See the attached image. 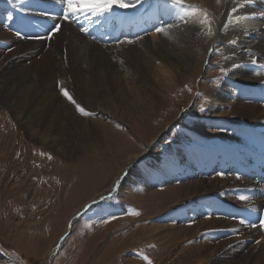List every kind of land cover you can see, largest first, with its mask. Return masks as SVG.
I'll return each instance as SVG.
<instances>
[{"label": "rangeland", "instance_id": "1", "mask_svg": "<svg viewBox=\"0 0 264 264\" xmlns=\"http://www.w3.org/2000/svg\"><path fill=\"white\" fill-rule=\"evenodd\" d=\"M204 1L209 12L220 13V2ZM125 2L135 6L114 7L102 16L80 12L68 19L92 41L84 45L82 62L78 65L81 70L78 78L83 85L69 78L65 86L58 81L57 73L56 79L49 78L38 88L36 100L32 102H7L5 95L17 89L15 78L25 76L19 67L30 66L31 61H37L47 50L58 53L65 50L66 40L52 39L53 25L61 26V23L50 16L64 7L51 0H32L33 9L27 15L39 26L33 31L24 27L12 10L8 15L11 7L3 2L0 22L11 29L8 26L13 19L12 24L30 33V37L20 39L25 45L19 43L13 54L8 51L14 46L4 52V62L12 63L16 59L17 66L16 72L0 86V264H45L59 242L50 264H148L144 257L152 264H187L184 259L198 264L200 248L207 255L206 263L201 264H264V226L261 225L264 201L256 209L240 208L243 204L239 198L249 191L245 187L237 190L232 183L235 180H230L222 193L207 194L200 189L198 193L192 191L180 207L171 202L181 195L186 183L199 181L207 188L223 172L246 180L255 189H264V152L248 159L239 153L224 169L213 163L216 152L209 148L210 144L216 147L225 144L228 150L241 147L242 136L248 130L238 129L254 122L260 125L256 118L259 115L254 114L264 110L261 96L264 89L257 93L260 102L257 97L245 102L248 94L243 93L249 87L244 88L236 78L227 102L212 108L206 102L207 93L220 88L225 73L221 69L225 70L228 57L225 50L210 52L207 57L199 50L195 53L194 65L184 72L175 65L173 76L164 79L154 71L156 56L148 46L137 44L123 32L115 41H104L118 27L125 32L142 22L141 10L146 0ZM116 11L122 15H116ZM24 14L25 11L21 15ZM63 15L58 16L64 19ZM210 20L213 34H206L202 43L213 48L217 35L211 16ZM82 22L85 24L80 28ZM145 28L143 32L150 39L148 34L155 27ZM37 40L42 41L38 48L33 42ZM31 55L35 59L28 60ZM70 71L72 68L67 72ZM29 75L34 78L33 73ZM261 82L256 80L248 85L264 87V80ZM62 88L72 93V97L78 91L82 104L77 103L95 115L84 116L78 112L63 95ZM195 93L200 97L194 103L189 100ZM55 97L58 100L65 97L64 102H52ZM48 104L52 110L81 116L84 125H79L77 131L89 130L90 136L80 141L69 132L76 131L73 124L64 135L53 129L47 135L34 134L28 126L33 108ZM244 105L250 106L249 116L232 111ZM40 113L37 110L35 115ZM49 113L44 125L52 126L50 115L53 113ZM195 123L200 124L199 129ZM261 123L258 127L264 131V121ZM180 134L185 136L182 142L178 139ZM260 135L253 137L254 142L264 145V134ZM200 148H205L203 152L207 153L203 164L210 163V159L212 164L211 170L203 165L206 174L202 177L192 174L196 166L191 157ZM169 155H176L174 162L165 160ZM164 162L169 169L162 179ZM186 171L192 175L185 174ZM124 175H131L133 180L122 184L123 178L120 190L108 192ZM254 194L257 199H264L260 190ZM87 204L90 205L83 209ZM133 212L139 215H132ZM250 218L255 220L250 222ZM195 224L200 228L191 230ZM154 225L160 228L150 230ZM180 227L190 232H182L180 239L172 243H164L155 235L160 230L171 233L173 228ZM183 237L185 241L180 243ZM210 251L213 253L208 256ZM213 257L215 262H211Z\"/></svg>", "mask_w": 264, "mask_h": 264}, {"label": "bare ground", "instance_id": "2", "mask_svg": "<svg viewBox=\"0 0 264 264\" xmlns=\"http://www.w3.org/2000/svg\"><path fill=\"white\" fill-rule=\"evenodd\" d=\"M5 1L7 2L6 4L10 5L11 7V9L9 8L10 10L8 15L11 14V10H12V12H15L17 14L19 20L23 22L24 27L28 26L33 31H37V28L39 27L37 26L38 24L36 22H33L31 17L29 19L28 16L31 14V10L33 9L32 0H17L18 2L16 4L11 3L13 2V0H0V5H1L0 14H2V12L4 11L5 5L3 2ZM51 1L55 2L56 4H61V7H64L62 0H51ZM146 2L147 4L145 5L144 9L141 10V12H143L141 23H136L135 25L129 27L131 29H127L125 32L122 27H118L115 31L112 32L110 37L106 38L104 41L105 42L115 41L118 39L120 33L123 32V35L128 34V36H130L132 40L136 41L137 44L142 45L143 47L148 46L154 51L156 56V58L154 57L156 59L155 60L156 63L154 64L155 73L158 72L162 74L163 75L162 77L166 80L173 76L172 72L174 71L173 67L175 65L176 68H179L183 72L186 71L189 68V66L194 65L195 53L198 52L199 50L201 51L200 52L201 55H203L204 57H207L208 53L210 52L225 50L228 52V57L226 59V66L224 67L225 73L224 75L222 74L223 77L221 80L220 88L208 91L207 93L208 98L206 102H210L212 108H214V105H216L217 103L227 102V98H228L227 96L228 95L230 96L231 87L236 82V78L238 79V82L242 86L244 85L243 86L244 88L249 87V88H245V91L243 93L244 96L245 94H248V100H246L245 102H252L253 98L255 97L258 98L257 96L258 90L264 89V87L263 86L260 87L259 84H255V85L252 84L251 86H249L248 84L254 82L256 83V80H259L260 82L264 80L263 78L264 0H220L221 11L218 15L213 12H209L207 10L206 1L204 0H202L200 3L199 0H186L185 4L183 5L173 4L172 0H146ZM237 4H241L243 5V7L237 8V11L235 13H231V9L233 7H236ZM189 5H196L197 8L206 9L209 12L210 16L212 17L213 20L212 23L215 26L216 35H217L216 41H213L215 42L213 48L210 47L208 44L207 46H204L202 43L208 31L207 26H202L199 23V20L203 18L202 13L197 9L190 8ZM14 6L16 8H13ZM24 11H25L24 14L25 16L24 15L22 16L21 14L24 13ZM116 15L120 16L122 14L116 11ZM50 16L51 19L55 21H60L61 23L60 30L55 33L52 32V39L59 37L63 40H66L65 50L62 51V53L47 50L42 54V56H40L37 59V61L36 60L31 61L30 66L19 67V69L23 71V75L25 76H23L22 78V76L19 75L17 77L18 79L15 78L13 80V82L16 83L15 86H17L18 90L15 89L13 91H9L5 95L7 102H32L36 100L38 94V88L42 86L47 79L49 80V78H53V77L56 79L55 74L57 73H58V77L60 78L58 81H61L65 86L68 84L69 78L71 79V81L74 79L75 82H78V84L83 85V82L80 81V79L78 78V76H80L81 73V70H78L79 69L78 65L82 62L81 53L84 52V45L88 43L90 44V42L92 41L86 38L85 34L78 27H76L70 20L66 21L56 15H50ZM181 16L185 18L187 23H184L183 21L180 20ZM12 21L13 19H10V23L8 26L11 27V29L7 28L3 22L2 23L0 22V86L3 82H5L10 78L11 74H14L16 72L15 67L17 66L16 59L12 63L4 62V60L6 59L4 57L5 56L4 52H6L7 48L11 46H14V48L9 50L8 52L9 54L14 52L15 49L17 48L16 46L20 43V39H24L25 37H30L28 36L30 35V33L28 34L24 30L21 31L20 29H17V27L14 24H12ZM164 24H173L178 26H174L171 29H169L168 35L157 33L154 30L148 34L151 40L147 39V34L143 32L147 30L145 26L147 27L154 26L155 27L154 29H156L157 27H160L161 25ZM34 25L36 26L35 29H34ZM17 33H19V35H17ZM232 40H235L236 43L235 44L229 43V41ZM33 42L35 43L36 45L35 47L37 48L42 44L41 40H37ZM22 44L25 45V43H20V45ZM52 53L54 54L53 60H52ZM27 59L33 60L35 58L33 57V55H31V57H28ZM70 68H72V71L67 72ZM256 71H258L257 74H255ZM30 73L34 74L33 79H31V75H29ZM238 73L240 74L237 75ZM245 74L247 76H244ZM253 86H254V90L257 89L256 92H253L252 90ZM79 94L80 93H78L77 91V95L73 97L76 100V102H79L81 100ZM261 96L264 97V95ZM199 97L200 94L195 93L194 95L191 96V99L189 101L195 103L199 100ZM57 98L55 97L51 99L52 102H64L65 97H61L59 100ZM257 101L260 102L259 98ZM73 106L74 105H72V108ZM74 108L76 107L74 106ZM50 109L52 110L49 104L48 106L43 105L42 108L41 107L33 108L34 113L32 112L33 115H31V120L28 126L32 129V132L34 134H40V132H42V134L47 135L46 133L48 131L51 132V129H53L58 131L59 133L60 131L64 132V133H60L61 135H64L66 134L65 131L66 132L68 131V128L70 127L69 125L73 124V126H76V131L74 130L71 131L70 129L69 132L77 136V138L80 139V141H83L84 139L90 136L89 130L77 131V127L79 125H84L81 123V119H82L81 116H73L71 114L70 116L69 114L67 115V113H64L60 110L57 111L56 109H54L51 111ZM249 109H250L249 105H244L242 108L234 107L232 108V111H234L237 114L242 113L244 115L249 116L250 114ZM37 110L38 111L40 110L41 113L35 115ZM47 111L50 112L49 114L53 113L54 115V116L50 115L52 116V121H53L52 126L44 125V120L46 116H48ZM255 113L256 114H254V116L259 115L256 118L261 125L262 124L261 122L264 121V110ZM254 123L248 125L249 128L247 126L244 129H238L242 131L248 130L245 136H242L241 147H239L238 149L234 148L232 150H228L226 149L225 144H221L220 147H216L210 144L209 148L214 149L216 152V155L212 158L213 163H216L225 169L231 163V161L232 162L234 161L233 159H236L238 157L237 155H239V153H243L245 155L244 159H248V157H250L251 155H255V153L257 152L263 153L264 145H261L260 142L259 143L254 142V139L256 138L257 133L259 135L260 134L262 135L264 134V131L258 127L260 125ZM195 124H196L195 128L199 129L200 124L198 125L197 123ZM184 138L185 136L180 134L178 138L179 142H182ZM204 149L205 148L203 149L200 148L198 150V154H195L191 157L194 162V165L196 166V168L192 170V174L200 175V177L203 176V173L206 174L203 165H208L206 166L207 167L206 169L208 170H211L212 168L211 159H210V163L208 162L207 164L206 163L203 164L205 162V156L207 155L206 152H203ZM175 150L176 149H174L173 151L175 152ZM175 158L176 155H169L165 157V160L171 159L174 162ZM239 159L240 157L238 158V160ZM129 162L130 163L134 162V159L131 158ZM168 169H169V165L165 164L164 162L161 166V170H162L161 172L163 174L162 179H164V177L167 175ZM185 174H191V172L186 171ZM222 174L223 175L219 174L217 178L213 179V181H211L210 186L207 188L202 186V184L199 181L198 182L190 181L186 183V185L183 187V190L181 189L182 190L180 192L181 195L179 194V196L172 199L171 202L174 203L176 207L177 206L180 207L182 206V204L185 203L186 199H188V196L192 194V191L197 192L200 189L205 190L204 192H206L207 194H212L214 192L222 193L221 190L224 191L225 190L224 188L228 187L227 185H229L230 182H232L230 180H235L232 183L234 184V186H236L237 190L243 189V187H245L246 192L249 191V193L245 195V197H248V199L241 200L243 206L240 208L256 209L258 205L261 206L264 199L263 200L257 199L255 197L254 191L260 190L264 194L263 188L261 189V187H259L258 189L257 187V189H255L254 186H250L246 180L240 179V177L236 175L233 174L228 175V173L226 172H223ZM131 175H128L126 177L125 175L119 177L116 180L114 186L110 188L108 192H112L114 190H118L119 188H121L122 186L121 183L123 181L124 182L122 184L133 180L131 177H129ZM121 180L123 181L121 182ZM220 203H224V202H220ZM89 205L90 204L85 205L83 209H85ZM224 209L227 210L226 207ZM251 219L252 218H250V222H253L255 220V218L253 221H251ZM159 228H160L159 226L154 225L151 226L149 229L158 230ZM196 228L197 229L200 228L199 225L196 224L192 225L191 230H196ZM175 229L177 228L172 229L171 232L172 234L160 230L157 231L155 235L157 236L158 240H162L164 241V243H172L177 239H180L181 233L187 230L186 227H180L177 230ZM187 232H190V230H187ZM184 241L185 239L183 237L180 243ZM59 245L60 242L56 246H54V249L49 254V257L45 260V264H50L53 258L52 255L53 253L55 254ZM159 246L162 245L160 244ZM198 251L199 252L197 254H200L201 256L198 257V259H196V262H198V264L206 263L207 255L204 254L205 252H203V249L201 248ZM212 253L213 252L210 251V253L207 254L209 256ZM203 255H205V257ZM215 258L216 257H213L211 262H215L216 261L214 260ZM185 260H187V262L184 263L190 264L189 262H191V260L184 259L183 261Z\"/></svg>", "mask_w": 264, "mask_h": 264}, {"label": "snow or ice", "instance_id": "3", "mask_svg": "<svg viewBox=\"0 0 264 264\" xmlns=\"http://www.w3.org/2000/svg\"><path fill=\"white\" fill-rule=\"evenodd\" d=\"M140 0H136V3H139ZM186 0H172L173 4H179L183 5L185 4ZM220 0H217V3H219ZM62 3L64 4V9H63V18L64 20H68L71 16L76 15L77 13L83 12L85 14L91 13L92 15L96 16H102L105 13H110L114 7H119V8H128V7H134V4H129L126 3L125 0H62ZM190 8L197 9L202 13L203 18L199 20V23L202 26H207L208 31L207 35H212V30H211V20H210V14L206 9L203 8H197L196 5H189ZM243 5L237 4L236 7H233L231 9V13H235L237 11V8H241ZM239 19V18H238ZM180 20L183 21L184 23H187L185 18L183 16L180 17ZM174 26L178 25H173V24H164L161 25L160 27H157L155 31L157 33H161L164 35H168V30L171 29ZM60 30V25L55 24L53 25L51 31L53 33L58 32ZM86 31V30H85ZM19 35V33H17ZM37 39H45V37H37ZM231 44H235L236 41L232 40L229 41ZM225 70L222 68L221 72L223 73ZM190 90V89H189ZM63 95L72 103L75 105L76 110L80 112L84 116H94L95 113L87 111L84 107H82L79 103L76 102V100L69 94V92L65 89H61ZM51 158V157H49ZM221 175H223L221 173ZM241 200H246L248 197L241 196ZM132 215H139L138 212H133L131 213ZM243 223V221H241ZM261 225L264 226V221H261ZM255 225H253L254 227ZM63 239V237L61 238ZM144 259L148 260V264H152V261L149 260L147 257H144Z\"/></svg>", "mask_w": 264, "mask_h": 264}, {"label": "water", "instance_id": "4", "mask_svg": "<svg viewBox=\"0 0 264 264\" xmlns=\"http://www.w3.org/2000/svg\"><path fill=\"white\" fill-rule=\"evenodd\" d=\"M79 214H80V213H79ZM79 214H78V215H79Z\"/></svg>", "mask_w": 264, "mask_h": 264}]
</instances>
